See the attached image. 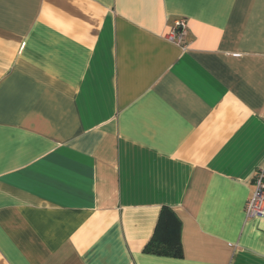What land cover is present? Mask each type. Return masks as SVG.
<instances>
[{"label":"crops","instance_id":"obj_1","mask_svg":"<svg viewBox=\"0 0 264 264\" xmlns=\"http://www.w3.org/2000/svg\"><path fill=\"white\" fill-rule=\"evenodd\" d=\"M259 172L264 0H0V264H264Z\"/></svg>","mask_w":264,"mask_h":264},{"label":"trees","instance_id":"obj_2","mask_svg":"<svg viewBox=\"0 0 264 264\" xmlns=\"http://www.w3.org/2000/svg\"><path fill=\"white\" fill-rule=\"evenodd\" d=\"M144 252L162 256H183L181 222L168 206L161 209L155 233L144 248Z\"/></svg>","mask_w":264,"mask_h":264},{"label":"built area","instance_id":"obj_3","mask_svg":"<svg viewBox=\"0 0 264 264\" xmlns=\"http://www.w3.org/2000/svg\"><path fill=\"white\" fill-rule=\"evenodd\" d=\"M187 35V26L184 20L176 22L169 37L177 42H182ZM256 189L247 203L246 216L260 218L264 216V172H259L255 176Z\"/></svg>","mask_w":264,"mask_h":264}]
</instances>
